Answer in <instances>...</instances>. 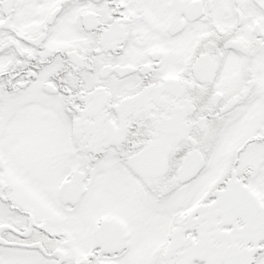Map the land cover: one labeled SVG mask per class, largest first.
<instances>
[{"label": "snow or ice", "instance_id": "snow-or-ice-1", "mask_svg": "<svg viewBox=\"0 0 264 264\" xmlns=\"http://www.w3.org/2000/svg\"><path fill=\"white\" fill-rule=\"evenodd\" d=\"M0 264H264V0H0Z\"/></svg>", "mask_w": 264, "mask_h": 264}]
</instances>
